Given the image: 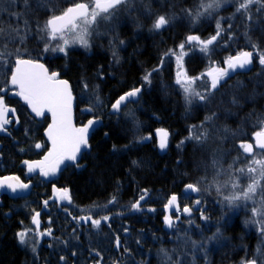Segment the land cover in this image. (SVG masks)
Here are the masks:
<instances>
[{
    "label": "trees",
    "instance_id": "trees-1",
    "mask_svg": "<svg viewBox=\"0 0 264 264\" xmlns=\"http://www.w3.org/2000/svg\"><path fill=\"white\" fill-rule=\"evenodd\" d=\"M59 2L63 4L67 0ZM198 4L199 0H131L119 13L114 33H109L107 37L93 36L90 51H73L65 60L64 56L53 57V52H43L45 41L37 32V22L42 27L47 18L45 14H29L17 19L11 13L22 12L23 7L17 8L8 0L0 2V22L5 26L19 25L22 35L24 19H28L31 28L23 43L17 41L15 45L9 44V48L19 47L24 58L42 60L50 71L58 72L70 82L77 103V120L87 121L95 115L104 121L102 128L90 140L91 147L82 158L81 170L70 168L59 177L62 181L60 185L70 190L72 203L60 206L52 202L44 211L42 202L51 198V191L44 188L39 191L38 187L28 198L2 199L0 264H175L177 261L179 264H242L253 258L260 260L254 253L255 243L258 242L256 236L240 225L242 222H239L238 215L228 214V210L218 206L222 196L230 194L232 189L229 184L222 188L221 194L216 192L212 183L215 170L211 167L215 156L224 169L216 180L223 184L229 179L230 164L237 168L245 167L247 163V157L241 155L238 145L242 140L251 142L254 131L259 130L257 116L264 115V76L258 75L264 69L255 53L249 73L229 78L216 93L215 102L208 107L197 100L191 105L186 104L183 90L175 82L178 72L175 56L165 58L160 70L152 73L150 84L142 79L147 71L159 65L163 52L177 49L186 35H198L203 40L214 35L216 19L221 17L224 18L221 23L225 29L228 23L233 24V39H227L226 30L214 45L209 46V54L201 52L199 45H186L187 54L183 57L185 72L188 77H202L195 82L196 91L205 92L204 85L210 80L202 74L214 66L223 67V61L229 55L242 50L253 51L249 37L264 49V16L256 12L257 6L252 8V21H244L239 15L233 18L236 6L226 2L211 17H202L192 25L182 10L192 9L195 12ZM149 5L153 13L175 14L172 25L159 32L149 31L154 19V16L146 15ZM137 20L142 27H136ZM245 23L248 24L247 29ZM246 30L248 36L244 35ZM101 31L104 29L101 28ZM112 35H118L125 41V45L119 48V63L113 62L109 49L108 40ZM14 58L8 57L10 61ZM6 72V67L0 68V87L3 88L9 85L5 83ZM83 81L89 84L87 93L83 89ZM238 83L243 86L237 88ZM141 86L142 91L135 101L128 103L127 107L123 106L117 114L110 113L111 104L119 96ZM93 92L99 95V106L94 107L92 113L84 114L83 109L89 106V96ZM233 94L239 98V105L230 103ZM129 112L134 113L135 120L127 115ZM211 112L217 113L215 128L221 131L211 129L212 136L203 146L185 140L189 127L199 125ZM252 113L255 115H250ZM21 114L27 116L26 112ZM23 123V131L13 137L18 141L16 151L26 147L25 150L31 154L35 145L33 137L37 135V142L44 143V136L42 130L37 134L31 132L36 125L31 124L29 117L23 118ZM224 127L231 131L225 133ZM157 129L169 132L167 151L163 155L157 149ZM105 133L108 135L105 136ZM150 134L151 139L141 140V137ZM181 140L185 143L178 148ZM0 142L7 150L0 160V167L7 173L0 170V177L18 174V165H14L13 161L21 163L22 160L10 147L15 145L13 140L8 141V145L3 140ZM112 145H116V151H113ZM133 161L137 163L133 164ZM201 177L206 179L199 193L202 205L197 207L205 208L210 219L207 222L200 219V213L194 210L189 218L193 221L191 225L182 216L180 223L171 231L166 230L164 209L168 199L175 194L179 197L181 208L193 206L197 198L185 196L183 190L188 183H194ZM245 178L241 176L240 182ZM144 189L148 191L145 200L141 201V210L131 209V204L139 199ZM39 194H45L42 200L37 198ZM112 196H116L117 202L107 204ZM36 212L40 213L38 230L32 223ZM87 214L93 218L107 215L110 219L102 221L99 228L93 227L91 222L73 219ZM225 216L227 218L224 219ZM217 227L220 234L215 239H208L216 233ZM49 228L51 236L39 235ZM25 229L33 231L28 234L30 243L22 245L18 242L17 233ZM177 236L202 243L203 247L193 249L191 243L185 244ZM33 243L35 252L32 251ZM161 249L171 256V262L166 260ZM61 256L65 257L63 261Z\"/></svg>",
    "mask_w": 264,
    "mask_h": 264
},
{
    "label": "snow or ice",
    "instance_id": "snow-or-ice-1",
    "mask_svg": "<svg viewBox=\"0 0 264 264\" xmlns=\"http://www.w3.org/2000/svg\"><path fill=\"white\" fill-rule=\"evenodd\" d=\"M3 2V0H0ZM9 3L16 5L17 8L23 7V11L12 12L11 15L17 19L26 17L29 14L36 15L37 13H43L46 15V19L41 27L37 22V32L40 38L45 41L43 52L62 53L64 56L68 55V49L73 45H79L85 50H91L93 44L91 38L107 37L109 33L115 32V23L118 22L119 13L125 9L127 5L131 3V0H67L66 3L61 4L59 0H8ZM231 2L235 4V12L233 18L239 15L244 21H252V8L256 7V12L264 16V0H199L198 9L194 12L192 9H183L189 23L195 25L200 21L202 17H211L212 13L218 10L223 3ZM146 15L149 17L154 16L149 31L159 32L161 29L169 28L173 21L176 19L175 14H160L153 13L151 6L147 8ZM221 17L216 19L215 34L210 38L203 40L198 35L188 34L185 39L177 45V49H167L160 57V63L157 67L147 71L142 77L143 81L147 84L151 83V76L153 72H158L160 67L165 63V58L175 56L178 68H183V57L187 54L185 51L186 45H199L200 51L205 54H209L211 49L210 45H214L218 41V38L222 37L224 32L228 31L227 39H233L234 33L231 32L233 28L232 23L227 24V29L221 23ZM24 34H21V28L19 25L13 26L8 24L5 26L0 22V68H7L5 76V83L11 85V89L0 87V93H5L15 90L14 95L23 99V101L30 107L31 112L37 117H43L46 112L51 113L52 123L48 125L46 135L48 140L51 141V149L42 160L39 161H23L27 166L28 172L32 173L39 170V174L43 177H49L55 175L62 164L65 161H70L76 166L78 156L82 150L90 149L89 135L91 131L95 129V126L101 123V118L93 115V118L88 119L87 123L80 127H77L73 122V94L68 80L61 79L58 72H50L48 68L39 59L24 58L21 54L19 47L9 48V44L15 45L17 41L23 43L27 38V34L31 31L28 19L23 20ZM245 28H248V24L245 23ZM136 27H142L141 23L137 20ZM101 28L104 31H101ZM248 36L247 30L244 33ZM50 41H56L55 44L49 43ZM250 46L253 51H239L235 55H229L223 61V67L214 66L207 73L202 74L209 78L210 83L204 85L205 92L201 93L196 91L192 85L197 79L202 77H188L186 73L180 71L177 72L176 84L183 90L184 99L187 105L193 103V98L201 102L205 107H208L211 103L215 102L216 93L219 89L227 84V80L231 78V74L236 72L237 69H245L247 66L253 63L254 53L258 59V63L262 69H264V49H261L258 43L252 42L249 37ZM109 49L111 51L113 62L119 63V48L125 45V41L120 39L118 35H112L108 40ZM15 57L14 61H10L8 57ZM102 78V73H100ZM258 75L264 76V72ZM243 85L238 83L237 88ZM98 87V86H97ZM83 89L85 93L89 90V84L87 81H83ZM142 91L141 87H133L123 95L119 96L114 103L111 104L113 113H119L121 107H127L128 103L135 101ZM89 106L83 109V111L92 113L94 107H98L100 103L99 95L93 92L89 96ZM233 105H239V98L233 94L230 100ZM16 109L10 108L4 99V95H0V132H7V125L12 123V119L9 118V114H13V118L19 123L18 117H15ZM133 120L135 115L132 112L127 113ZM250 115H255L252 113ZM218 119L216 112H211L206 115L204 120L199 125H191L188 129V136L185 138L187 141H195L197 145L203 146L207 143L212 136V130L216 132L221 129L215 128V120ZM258 131H254L251 142L242 140L238 149L241 150V155L247 157V163L245 167L233 168V165H229V179L221 184L216 180V176H219L224 171L220 160L213 156L211 161V167L215 170L213 177V185L216 192L221 194L222 188L227 187L230 184L232 192L228 195H223L222 200L219 203L225 204L227 207H238V202H252L251 215L252 220L246 221L257 226L262 238H264V115L257 116ZM225 133L231 130L227 127L223 128ZM108 133H105L107 136ZM156 135L158 137V147L161 150H165L168 147L169 132L165 129H157ZM219 138V137H218ZM151 139V134L148 137H141V140ZM185 140H181L177 147L184 145ZM36 148H41L42 145L37 143ZM113 151H116V145H112ZM21 151H23L21 149ZM239 158V157H238ZM237 158V159H238ZM133 161V164H136ZM236 160H233V164ZM238 173L239 175H234ZM247 176L249 182L246 185H242L240 182L241 176ZM205 177H201L194 183H188L185 186L186 192L200 193L202 191L201 185L205 182ZM212 185H209L211 187ZM7 188L11 190L13 194L17 193V190L28 189L29 185L23 183L18 176H7L0 178V189ZM238 189V191H237ZM207 190V189H203ZM147 189H144L139 199L131 204V209L140 211L141 201L145 200L147 196ZM54 192L58 193L60 200H66L72 203V198L68 188H54ZM117 202L116 196H112L108 200L107 204H115ZM47 205L48 201L44 202ZM202 205V200L197 198L194 201L193 206H184L182 209L178 203L177 195L173 194L168 199L165 205L166 210L175 208L177 213L181 211L188 217L193 215L194 210L200 213V219L208 221L210 217L206 215V209L203 207H196ZM94 207H99L94 205ZM107 207V205H104ZM154 211V209H150ZM83 211V209H82ZM40 213L36 212L32 216V223L39 229V217ZM259 217V219H256ZM77 222L85 221L91 222L93 227L99 228L102 221L107 222L110 217L105 215L100 218H93L91 214L84 216L73 217ZM176 220H179V215H176ZM164 223L168 228L175 227V221L172 215L164 216ZM189 225L193 223L191 219L188 220ZM32 229H25L17 233L18 242L22 245L30 243L28 239L29 232ZM75 232V229H73ZM127 232V229H124ZM220 234V229L217 227L216 233L208 239H215ZM40 236L52 235L51 229H47L45 232H40ZM177 239H183L184 243H191L193 249L198 250L203 247L202 243L191 240L190 238L177 236ZM119 239L117 238V247H119ZM32 251H36L35 244L33 243ZM125 251H128L125 249ZM164 253L166 260H172L167 251L161 249ZM260 252V249H257ZM75 255V253H73ZM99 255V253H97ZM264 256V253H261ZM63 261L65 257L61 256ZM179 264V261L175 262ZM242 264H264V260H258L253 258L251 260L243 261Z\"/></svg>",
    "mask_w": 264,
    "mask_h": 264
},
{
    "label": "flooded vegetation",
    "instance_id": "flooded-vegetation-1",
    "mask_svg": "<svg viewBox=\"0 0 264 264\" xmlns=\"http://www.w3.org/2000/svg\"><path fill=\"white\" fill-rule=\"evenodd\" d=\"M11 89V88H10ZM14 89L7 92V94H2L4 95V99H5V102L6 104L11 107V108H14L16 109V115L19 119V123L16 122V120H13L12 123H10L7 127V132H4L2 135H0V141L1 140H5V139H11L13 140L14 144H18V141L15 140L13 137H15L17 134H19L20 132L23 131L24 129V123H23V118L27 119V117H29L30 119H32V125L35 124L36 125V128H34L31 132L34 133V134H37L38 131L42 130V134L44 136V143H40L42 145L41 148H36L35 145H33V148L32 150L30 151V153H28L29 151H26L25 149L21 152V156H20V159L22 160L21 163H22V166L20 165V169L16 171V173L18 174H8L9 176H18L20 178L21 181H24L25 183H31L34 181V187H38L39 191H41L43 188L42 186L44 185L42 179L44 178L43 176H41L39 174V170L36 171V172H32V176H28L29 172H28V169H27V166L23 163V161L27 160V161H39V160H42L44 158L45 155H47L48 151L51 149V146L50 144L48 143V141L45 139V131L47 130L48 128V125L52 123V117H51V113H48L47 115L43 116V118L41 120L37 119L36 117H33L29 110H28V106L27 104L24 102V101H21V98L14 95ZM16 105L19 107L16 108ZM23 112H26L27 113V116L26 115H22L21 113ZM117 114V113H116ZM26 116V117H25ZM29 133V132H28ZM13 136V137H12ZM0 144H2L0 142ZM3 151V150H2ZM20 153V151H18ZM28 153V154H27ZM4 153H2L0 151V157L3 156ZM19 156V155H18ZM23 157H26V159H23ZM31 158V159H30ZM81 162H82V157H81V161L79 163H77L79 166H76L75 164L71 165V164H68L67 166L63 167L61 169V171L59 172V174H61L64 169L66 167L68 168H72L73 170L75 171H79V169H81ZM13 164L17 166V162L15 164V162L13 161ZM25 167H24V166ZM23 167V168H22ZM0 170L1 172H5V170L2 169V167H0ZM7 173V172H5ZM59 176V175H58ZM54 192V189L52 190ZM54 195H51L52 198L48 201L47 205H45V209L48 210V206L52 203V199H56L54 200V203H58L59 201V198H57V193H53ZM187 196V195H185ZM178 197V196H177ZM66 201V200H64ZM178 203H179V197H178ZM180 205V203H179ZM47 206V208H46ZM181 208V206H180ZM182 209V208H181ZM167 215V213H166ZM173 217H175L176 215H178V213H173L171 214Z\"/></svg>",
    "mask_w": 264,
    "mask_h": 264
},
{
    "label": "rangeland",
    "instance_id": "rangeland-1",
    "mask_svg": "<svg viewBox=\"0 0 264 264\" xmlns=\"http://www.w3.org/2000/svg\"><path fill=\"white\" fill-rule=\"evenodd\" d=\"M51 42V44H55L56 43V41H50ZM80 49H84V48H82V47H80L79 45H73V46H71L69 49H68V55L71 53V52H73V51H76L77 52V50L79 51ZM52 55H53V57H55V56H64V54H62V53H52ZM68 55L67 56H64L65 57V60H68L69 59V57H68ZM252 67H253V64H252ZM177 68H178V66H177ZM252 69V68H251ZM178 71H180V72H182V73H186L185 72V68H184V62H183V68L181 69V68H178ZM246 73H249V71L248 72H246ZM246 73H244V74H246ZM187 75V74H186ZM176 78H177V74H176ZM196 82V81H195ZM192 87L196 90L197 88H196V84L194 83L193 85H192ZM194 100H196L195 98H193V101ZM198 101V100H197ZM166 151H167V149H166ZM237 175H239L238 173H237ZM242 177H246L245 178V180L244 181H242L241 183H242V185H246L248 182H249V179H248V177L245 175V176H242ZM190 196H192V195H190ZM193 197V196H192ZM59 202V204H60V206H61V204H63L64 203V205H68L69 204V202H63L62 203V201H58ZM238 204H239V206L238 207H227L226 206V203L225 204H222V203H220L218 206L220 207V208H222V209H224V210H228V214H232V213H234L235 215H238L239 217H238V220H239V222L241 223L240 225L242 226H244V228L250 233V234H252V236H256V240L258 241L257 243H255V250H254V253H255V256H257L258 258H260V260H264V256L263 257H261L262 255H261V253H264V238H262L261 237V235H260V233H259V231L257 230V226L256 225H253V224H251V223H246V221H250V220H252L253 219V217H252V215H251V207L253 206L252 205V202H238ZM197 207V206H196ZM227 214V215H228ZM178 215H179V220H176L175 218H176V216L175 217H173V220L175 221V225L176 224H178V223H180V221H181V217L183 216H185L186 217V220H187V222H188V219L189 218H191V217H188L187 215H184V213L181 211L180 213H178ZM225 218H227L226 216L224 217V219ZM39 219V218H38ZM256 219H259V217H257ZM182 221H183V219H182ZM34 226H36L35 224H33ZM165 223H164V228H165ZM37 227V226H36ZM39 227H40V223H39ZM189 229H190V227H188ZM171 229L172 228H168L167 230H170L171 231ZM260 249V252L258 253L257 252V249Z\"/></svg>",
    "mask_w": 264,
    "mask_h": 264
},
{
    "label": "bare ground",
    "instance_id": "bare-ground-1",
    "mask_svg": "<svg viewBox=\"0 0 264 264\" xmlns=\"http://www.w3.org/2000/svg\"><path fill=\"white\" fill-rule=\"evenodd\" d=\"M39 62H41V63H43L44 65H45V67L46 68H48L47 66H46V64H45V62H43L42 60H39ZM50 71V70H49ZM50 72H52V71H50ZM237 74H240V73H237ZM236 75V74H235ZM234 76V75H233ZM232 76V77H233ZM60 78L61 79H64V78H62V76L60 75ZM66 80V79H65ZM69 84H70V82H69ZM70 86H71V84H70ZM11 88V85L9 84L8 85V89H10ZM72 89V88H71ZM72 94H74L73 93V91H72ZM73 97H74V95H73ZM74 100H75V98H74ZM76 106H77V103H76ZM123 108V106L121 107V109ZM112 109H110V113L111 114H113L112 112ZM83 113L85 114L86 112L85 111H83ZM116 114V113H115ZM75 117H76V112H75ZM88 121V120H87ZM87 121H80V120H77L76 119V126L77 127H80V126H82L83 124H85V123H87ZM104 124V123H103ZM103 126V125H102ZM102 126L100 127V128H98L97 130H99V129H101L102 128ZM96 130V131H97ZM95 131V132H96ZM94 132V133H95ZM93 133V134H94ZM35 136V135H34ZM93 136V135H92ZM13 137V136H12ZM38 136L36 135L35 137H33V141H35V144H37V143H39V142H37V140H36V138H37ZM253 137V136H252ZM45 139H46V137H45ZM155 139H156V142H157V149H158V140H157V138H156V133H155ZM47 140V139H46ZM6 143H7V145H8V141L10 142L11 141V139H5L4 140ZM168 141H169V137H168ZM40 144V143H39ZM1 146H2V149L0 150L2 153H7V150H5L4 148H3V144H1ZM11 147V149L14 151V153L16 154V156H17V158L18 157H20L21 155L19 154V152L18 151H16V150H18V148H17V144H15V145H12V146H10ZM24 149H27L26 147L24 148ZM24 149H22V150H24ZM3 150V151H2ZM22 151L20 150V153H21ZM159 152V151H158ZM86 152H84L83 154H82V158H83V156H84V154H85ZM19 155V156H18ZM0 160H1V157H0ZM17 161V160H16ZM16 161H15V163H16ZM20 161H21V159H20ZM68 164H71V165H73L72 163H70L69 161H65V163H64V167L65 166H67ZM17 165H18V168L20 169L21 167H20V165L22 166V163H20L19 161H18V163H17ZM24 166V165H23ZM25 167V166H24ZM23 168V167H22ZM70 168H68V167H66L64 170H69ZM81 169H79V171H80ZM32 173H29L28 174V176L30 177V176H32L31 175ZM59 175V176H58ZM60 175L61 174H57L55 177H53V178H51V179H48V178H50V176L49 177H46V178H43L42 179V181H43V183H44V185L42 186L44 189H47V191L48 192H50L51 191V195H54L53 193V189L54 188H65V187H63V186H61L60 184L62 183V181H61V179H59V177H60ZM7 176H9V175H6V176H1L0 178H3V177H7ZM23 183H25L24 181H22ZM26 184H28L29 185V188L28 189H24V191L26 192L25 194H22V195H19V196H17V197H11V196H9L8 194H2V195H0V204L2 203L1 201H2V199H4V198H7V199H10V200H16V199H24V198H28V197H30V195H31V193L35 190V183H34V181L33 182H31V183H26ZM184 189H185V187H184ZM69 192H70V190H69ZM70 194H71V192H70ZM44 195L45 194H39L38 196H37V198L38 199H40V200H42L43 199V197H44ZM55 196V195H54ZM58 196H59V194L57 193V198H58ZM51 198H52V196H51ZM50 198V199H51ZM199 198V197H198ZM50 199H46V200H44L43 202H42V207H43V210L44 211H47L44 207H45V201H49ZM54 200H56V199H52L51 201L52 202H54ZM59 201H62V203L63 202H68V201H64V200H60L59 199ZM39 204H41V202L39 203ZM58 204H59V202H58ZM51 205V204H50ZM62 206H65L64 205V203L63 204H61ZM31 208V207H30ZM46 208H47V206H46ZM164 211H165V209H164ZM184 215H186V214H184ZM24 217V216H23ZM166 229V228H165ZM168 229V228H167ZM166 229V230H167Z\"/></svg>",
    "mask_w": 264,
    "mask_h": 264
},
{
    "label": "water",
    "instance_id": "water-1",
    "mask_svg": "<svg viewBox=\"0 0 264 264\" xmlns=\"http://www.w3.org/2000/svg\"><path fill=\"white\" fill-rule=\"evenodd\" d=\"M252 64H253V63H252ZM252 64L249 65V66H247L245 69H237L236 72H234V73L231 74V77H232L233 75L237 74V73H246V72L250 71L251 68H252ZM21 101H23V99H21ZM27 106H28V105H27ZM10 108H11V107H10ZM28 110H29L30 114H31L33 117H36V118L39 119V120H41V119L43 118V117H37V116H35V114L31 112V109H30L29 106H28ZM75 112H76V102H75V100H73V122H74V124L76 125ZM111 112L113 113V111H111ZM47 114H48V112L45 113V115H47ZM113 114H115V113H113ZM45 115H44V116H45ZM15 117H17L16 112H15ZM9 118L12 119V121L15 120V119L13 118V114H11V113L9 114ZM103 123H104V121L101 119V123L98 124V125H96V126H95V129H94L93 131H91V133H90V135H89V143H90V140H91V138H92L93 133H94L98 128H100V127L103 125ZM6 127H8V125H7ZM3 133H4V132H0V135H2ZM45 137H46L48 143H49L50 146H51V141L48 140L47 135H46V131H45ZM156 138H157V140H158L157 135H156ZM158 142H159V140H158ZM1 149H2V146H1V144H0V150H1ZM166 149H167V148H166ZM166 149H165V150H161V149H159V147H158V151H159V153H160L161 155L165 154ZM88 150H89V149H88ZM88 150H82V152H81V153L79 154V156H78L77 163H79V162L81 161V156H82V154H83L84 152L88 151ZM69 162H70V161H69ZM70 163H72V162H70ZM72 164H73V163H72ZM63 167H64V164H62V165L60 166L59 171H58L55 175L50 176V178H48V179H51V178L55 177V176L61 171V169H62ZM37 171H38V170H37ZM35 172H36V171H35ZM44 178H46V177H44ZM25 193H26V192H25L24 190H19V189L17 190V193H15V194H13V193L11 192V190H9V189H7V188L0 189V195H2V194H8V195L11 196V197H17V196L22 195V194H25ZM183 194H184V195H187V196L192 195V196L195 197V198H198V197H199V193L186 192L185 189L183 190ZM165 212L167 213V215H171V214H173V213H177L176 210H175V208L171 209L170 211L165 209ZM165 228L167 229L168 227L165 226Z\"/></svg>",
    "mask_w": 264,
    "mask_h": 264
}]
</instances>
